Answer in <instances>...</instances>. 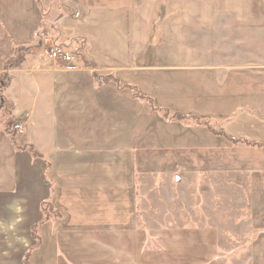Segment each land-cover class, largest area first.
<instances>
[{"label": "crops", "instance_id": "obj_1", "mask_svg": "<svg viewBox=\"0 0 264 264\" xmlns=\"http://www.w3.org/2000/svg\"><path fill=\"white\" fill-rule=\"evenodd\" d=\"M140 1L0 0V78L8 77L3 97L12 105L13 124L23 129L18 145L38 155L14 148L0 111V264H25L36 224L40 241L28 264H214L215 226H229L234 217L233 227L252 233L249 264H264L262 42L252 47L251 69L224 67L208 75L211 109L199 114L208 117V140H187L208 155V229H160L153 237L161 250L148 247V199L142 197L148 191L134 187V178L147 174H132L133 148L143 146L132 133L142 92L135 83L149 82L134 58ZM49 44L76 52V69L41 58ZM20 48L28 50L22 63L5 69ZM146 115L143 109L136 124ZM163 125L179 134L180 122ZM172 139L180 146L181 136ZM171 153L184 170L202 161L196 150ZM44 203L55 212L45 221Z\"/></svg>", "mask_w": 264, "mask_h": 264}, {"label": "rangeland", "instance_id": "obj_2", "mask_svg": "<svg viewBox=\"0 0 264 264\" xmlns=\"http://www.w3.org/2000/svg\"><path fill=\"white\" fill-rule=\"evenodd\" d=\"M137 5L143 16L134 19V58L141 62V74H148L149 82L135 83L142 92L140 105L134 106L132 133L134 141L143 146L133 148L132 174H147L134 178V187H142L143 193L147 188V196L142 197L148 199V247L157 252L161 248L153 236L160 229L166 233L168 228L208 229V161L204 157L208 159V155L205 148L188 145L187 140L194 137L198 144L208 140V117L199 116L208 115L211 109L208 75L220 74L224 67L234 73L241 65L251 69L252 47L264 43V0H141ZM49 47L58 46L49 44L42 48L41 58L48 60ZM74 55L78 58L76 52ZM142 108L148 111V123L147 117L142 116V123L137 125ZM184 108L195 115H185ZM3 118L7 122V116ZM179 122V134L173 133L172 128L162 130L165 123L177 126ZM188 126L195 127L196 134L192 129L188 134ZM177 135L181 136L180 146L174 148L172 138ZM188 150H196L202 160L196 169L192 164L189 171L171 153ZM181 174L183 178L178 183L175 175ZM136 197L134 201L139 202V195ZM229 220V226L219 221L215 226L217 253L212 262L249 264L252 233L246 226L233 227L236 217ZM244 232L245 236L240 237Z\"/></svg>", "mask_w": 264, "mask_h": 264}, {"label": "trees", "instance_id": "obj_3", "mask_svg": "<svg viewBox=\"0 0 264 264\" xmlns=\"http://www.w3.org/2000/svg\"><path fill=\"white\" fill-rule=\"evenodd\" d=\"M28 50L20 48L17 50L15 57L7 60V62L4 65L5 69H9V68H15L18 67L22 61H23V53L27 52ZM8 77L6 74H3L0 78V111L2 113V115L7 116L8 119V124L5 128V133L6 135L10 138V141L12 142V145L14 146V148L18 151H28L30 152L32 155L34 156H38L31 147L29 146H19L16 138H17V132L13 129V118L12 115L9 112H7V108L12 109V105L10 102H8L4 97H3V93H4V89L7 86V80ZM236 143V142H234ZM41 212L43 215V221L48 220L51 216H54L55 212L52 210L51 205L49 203H44L41 206ZM42 223V222H41ZM40 224H36L34 226H32L31 228V236L33 238V240L36 242V244L32 247H30L28 249V251L25 254L24 257V263L28 264V256L29 253L32 249H34L35 247H37L39 245V235L37 233V229L39 227Z\"/></svg>", "mask_w": 264, "mask_h": 264}, {"label": "built area", "instance_id": "obj_4", "mask_svg": "<svg viewBox=\"0 0 264 264\" xmlns=\"http://www.w3.org/2000/svg\"><path fill=\"white\" fill-rule=\"evenodd\" d=\"M48 61L52 63L59 64L63 66L68 71H73L76 69V56L74 52L59 47H49L47 49ZM13 129L17 132H22V126L19 124H14Z\"/></svg>", "mask_w": 264, "mask_h": 264}]
</instances>
